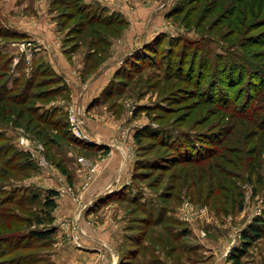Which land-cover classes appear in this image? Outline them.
I'll use <instances>...</instances> for the list:
<instances>
[{"label": "rangeland", "instance_id": "obj_1", "mask_svg": "<svg viewBox=\"0 0 264 264\" xmlns=\"http://www.w3.org/2000/svg\"><path fill=\"white\" fill-rule=\"evenodd\" d=\"M34 70L0 102V264H264V0H0V85Z\"/></svg>", "mask_w": 264, "mask_h": 264}, {"label": "trees", "instance_id": "obj_2", "mask_svg": "<svg viewBox=\"0 0 264 264\" xmlns=\"http://www.w3.org/2000/svg\"><path fill=\"white\" fill-rule=\"evenodd\" d=\"M76 9L78 10V12L80 11H84V7L82 5H79L76 7ZM93 15H91L87 20L89 23H92L94 21H97L99 24H102V25H109L113 22V18L112 17H103V18H100V19H94V17H92ZM119 22H122L121 20H118ZM4 34H7V35H13L15 37H20L22 34L19 33V32H16L14 30H9V29H6L4 30ZM24 36L22 35L21 38H23ZM262 42V41H261ZM23 58L24 56L21 55ZM220 57V56H219ZM226 61L224 62V65H222V68L224 66L227 67V70H231L232 68L233 69H238V83L241 82V80L244 79L245 76H249L251 77L254 73H256L253 69H248L247 68H244L245 67V63L247 64V62L243 61L244 59L243 58H235V57H229V58H226L225 59ZM214 61V65L215 66H220L221 64V57L218 59V57L216 59L213 60ZM40 63V62H38ZM34 72H37L36 70H34L31 74H33ZM230 72V71H229ZM228 73V72H227ZM22 76V75H21ZM34 76V74L31 76V77H28V78H25L22 76V79H24L22 82L23 84L21 86H19V88L21 89L19 91V93L17 94H13L12 95V91H15L17 90L14 85L18 84L20 82V78H16L14 83H13V86L11 88H6L5 84L6 82H4L2 85H0V102H5L3 104H8L7 106L11 109L12 106L14 105H17V104H23L24 102H26V100L28 98H31V97H35V93H29V88L30 86H32V83H31V78ZM251 82L250 79L247 81V83ZM256 93H262L264 92V78H261L260 80V83H259V86L258 88H256ZM262 91V92H261ZM250 93V92H248ZM249 96L251 94H248ZM261 95H264V94H261ZM32 110V109H31ZM37 119L41 120L42 122H44V124H50L48 121H46V119H42L43 117L40 116V115H37L36 117ZM137 137V135H136ZM79 142V141H78ZM81 144H83L84 146H87V147H93L92 145H89L87 143H82V142H79ZM190 147V144H189V141L187 138H185V140H182L181 144H177L174 146L175 150H177V153L176 154V157H174V159H172V161H180V160H184V161H190V159H194L196 158V156L192 157L191 155L187 154V150L188 148ZM176 152V151H175ZM28 158V157H27ZM28 161V159H27ZM26 161V162H27ZM0 168L3 170L4 172V169L2 168L3 165H5L7 163V161L5 162L4 160H0ZM119 194L113 196L115 198L117 197H122L123 196V193L122 192H118ZM113 194V193H112ZM56 195V191L54 190H49L47 191V195L45 196L43 202H42V205L44 208L48 209V210H51L53 208H55L56 206V203L54 201V196ZM112 197V195H110V193H105L103 195V197L101 198H105V199H108ZM262 220H255L253 222V224L249 227L246 228V231L243 233V236L245 238V240L249 239L251 240L253 237L255 236H258L259 235V230L261 229V227H258L259 225H264V222H261ZM41 222V220H40ZM54 231H53V228H48V229H42V230H36V231H32L31 232V235L35 238H38V239H41V238H45L46 236L52 234ZM248 240V241H249ZM247 241V242H248ZM245 241L244 243V246H247V243ZM237 252H233V258L236 260L234 261L235 264H237Z\"/></svg>", "mask_w": 264, "mask_h": 264}, {"label": "crops", "instance_id": "obj_3", "mask_svg": "<svg viewBox=\"0 0 264 264\" xmlns=\"http://www.w3.org/2000/svg\"><path fill=\"white\" fill-rule=\"evenodd\" d=\"M49 10V9H48ZM10 27V29L11 30H14V31H16V32H19V33H21V34H24V30L23 29H20V28H18V27H12V25L10 26V25H8V27L7 28H9ZM26 33V32H25ZM24 35H26V34H24ZM34 37V39L37 41L38 39L35 37V36H33ZM55 38V37H54ZM54 38L53 37H50V35H49V40H48V38L47 39H41L42 41L41 42H43V47H42V49H41V51H42V53H51V52H53L52 54L53 55H57L58 53L57 52H59V48H57L56 47V38H55V40H54ZM49 45V47H48V45ZM15 49H18V47L15 45V47H14ZM37 51H36V53L35 54H33L34 55V59H36L37 61H40V62H43V60L44 59H46L47 57H49V56H45L44 54H41V52H39L40 50H39V48H37L36 49ZM46 51V52H45ZM46 61V60H45ZM48 63V62H47ZM53 68V67H52ZM57 72V71H56ZM59 74V73H58ZM104 146V145H103ZM114 159V158H113ZM111 163H113V161H111ZM99 180H101V179H99ZM97 184H99V182L98 183H96V185ZM107 193V192H106ZM99 197H100V195H99ZM66 198L64 199V202H65V204H66ZM66 206V205H65Z\"/></svg>", "mask_w": 264, "mask_h": 264}, {"label": "built area", "instance_id": "obj_4", "mask_svg": "<svg viewBox=\"0 0 264 264\" xmlns=\"http://www.w3.org/2000/svg\"><path fill=\"white\" fill-rule=\"evenodd\" d=\"M25 43L23 42H20L18 43L17 47L18 49H20V51H25V46H24ZM30 55H31V52L26 53L25 54V59L28 60L30 58ZM17 59V58H16ZM74 122V121H73ZM73 122H71V129L73 130V132L76 134V136H78L79 138H82L84 140H90V139H87L86 137H84L85 135H83L82 131L80 130L79 127H77Z\"/></svg>", "mask_w": 264, "mask_h": 264}]
</instances>
